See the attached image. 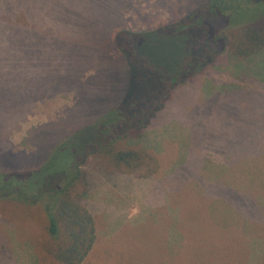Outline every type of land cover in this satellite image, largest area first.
<instances>
[{
  "label": "rangeland",
  "instance_id": "rangeland-1",
  "mask_svg": "<svg viewBox=\"0 0 264 264\" xmlns=\"http://www.w3.org/2000/svg\"><path fill=\"white\" fill-rule=\"evenodd\" d=\"M113 1L119 5L116 19L109 0H75L79 28L41 24L40 31H55L31 34L23 44V90L0 96V140L12 145L0 152V171H36L67 139L56 160L69 161L71 150L85 155L87 141L104 128L89 127L142 89L135 81L140 73L129 69L114 43L120 30L152 34L140 47L152 63L192 55L188 47L201 46L200 32L194 40L189 31L179 37L160 31L200 0ZM60 12L44 14L45 20H58ZM263 58L264 51L254 61L226 53L176 86L142 139L117 144L143 155L137 171L88 158L82 167L88 176L78 188L83 191L87 180L82 202L94 218L96 240L82 264H264V71L254 66ZM23 97L37 101L20 118ZM17 116L11 128L7 118ZM57 167L56 161L53 173L38 177L34 193L62 171ZM18 189L14 199L0 198V264H61L50 253L56 244L48 232L49 195L29 206L19 203Z\"/></svg>",
  "mask_w": 264,
  "mask_h": 264
},
{
  "label": "trees",
  "instance_id": "trees-1",
  "mask_svg": "<svg viewBox=\"0 0 264 264\" xmlns=\"http://www.w3.org/2000/svg\"><path fill=\"white\" fill-rule=\"evenodd\" d=\"M114 2L109 0L111 8ZM75 4V0H0V96H3L2 91L23 90L24 84L20 78L21 66H19L23 53L25 55L23 44L28 43L31 34L36 38L40 34L55 31L53 27L40 31L41 24L61 25L57 26L59 31L80 27L78 19H75ZM116 8L119 10L118 4L112 8L114 19L118 12ZM57 10L61 11L58 14V20H45L47 15L44 14L57 12ZM39 17L40 20L37 21ZM236 19L241 20L238 23L233 22ZM29 23L32 24L31 28ZM210 28L212 36H209ZM160 31L164 35L170 32L175 37L189 31L194 33V40L198 36L197 32H200L201 36L198 38L202 39L201 46L197 48L195 45V50L199 49V57L194 49L188 47L192 55L184 52L174 55L170 62L160 59L152 63L143 55L144 51L140 48L144 46V42L151 39L152 34L148 32L134 34L127 30H120L115 34L114 43L127 58L129 69L135 68L140 73L135 81L141 85L142 89L137 90L134 95H129L124 105H119L109 114L104 115L106 119L102 118L89 127L90 131L101 125L104 128L100 130L101 135L87 141L88 146L94 144L90 148L85 147V155L80 156L79 150H71L72 157L69 161L56 160L65 145L71 142L67 139L54 147L42 167L36 171L22 174H7L0 171L1 199H14L17 188L19 189L16 198L21 200L19 203L25 205H29L31 201L36 203L49 195L51 208L48 213V232L56 244L50 253L61 264H82L90 254L96 240L94 218L82 202L88 192L87 180L83 182V191L78 188V180L82 176H88L82 169L87 164L88 158L101 157L118 171L140 169L144 164L143 155L141 157L137 151L119 150L117 144L122 141L129 143L140 139L148 129L151 116L162 110L172 100L175 87L212 66L223 54L229 53L235 58L254 61V56L264 51V0H200L199 5L194 10L190 9L187 16L183 18L181 16L180 20ZM103 43L108 46L110 42L107 38V41ZM184 43H182L183 46H185ZM104 50L108 56V51L105 48ZM209 56L211 57L208 58ZM133 61L136 62L137 67L133 66ZM261 61L254 62V66L264 71V63ZM152 85H156L158 90H153ZM23 98L27 100V103L20 110V118L29 112L33 103L37 101V98ZM8 102V104L11 103V101ZM11 107L14 108V106ZM112 115L114 116L111 117ZM19 117L7 118V121L11 119V128L19 121ZM0 124H3V119H0ZM11 148L12 145L9 142L0 140V152ZM56 161L57 169L65 174L60 175L61 172H56L55 177L48 179L41 193H34L39 191L38 177L53 173L55 170H51V167ZM52 183L60 186L56 187Z\"/></svg>",
  "mask_w": 264,
  "mask_h": 264
}]
</instances>
